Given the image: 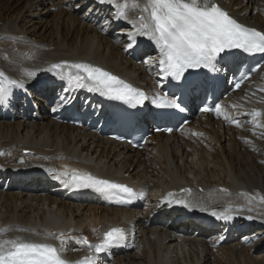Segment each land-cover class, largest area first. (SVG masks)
Segmentation results:
<instances>
[{
	"label": "bare ground",
	"instance_id": "obj_1",
	"mask_svg": "<svg viewBox=\"0 0 264 264\" xmlns=\"http://www.w3.org/2000/svg\"><path fill=\"white\" fill-rule=\"evenodd\" d=\"M215 2L240 23L264 31V0ZM138 14L132 10L129 19ZM106 19L111 23L102 31ZM131 30L112 19L111 5L97 0H0V71L15 79L21 67L36 72L25 81L27 91H16L7 107L0 106V229L62 233L61 255L72 261L94 253L84 239L94 245L116 226L125 240L99 256V264H264V66L220 102V115H195L186 125L190 130L154 135L141 150L58 122L75 97L101 105L96 93H65V82L48 71L52 64L88 63L145 89L151 101L163 95L156 48L137 37L143 56L133 60L126 50ZM62 95L71 101L53 111ZM33 107L39 122L30 120ZM254 111L260 113L255 121ZM65 172L126 183L143 193V208L110 209L93 198L91 205L67 202L61 188L40 176L65 184L62 176L54 178ZM178 200L197 206L188 209ZM226 207L233 209L227 222L210 214ZM17 237L60 248L59 240L29 232L9 231L0 240Z\"/></svg>",
	"mask_w": 264,
	"mask_h": 264
},
{
	"label": "snow or ice",
	"instance_id": "obj_2",
	"mask_svg": "<svg viewBox=\"0 0 264 264\" xmlns=\"http://www.w3.org/2000/svg\"><path fill=\"white\" fill-rule=\"evenodd\" d=\"M97 3L111 5L112 19L117 22L123 20L132 26L128 34L129 43L126 50L136 45L137 37H145L152 42L158 54L159 73L164 79L171 77L174 81H180L188 69L204 68L216 71L218 58L222 59L221 54L231 50H241L249 55L264 54V31L241 24L215 0H145L143 6L139 0H97ZM137 9L138 16L135 19H129L130 12ZM110 23L106 19L101 30L106 31ZM22 56L27 57V54ZM48 71L65 82L66 86L63 89L65 93L84 89L109 100L123 102L130 107L142 105L147 99L142 91L129 83L88 63L64 61L52 64ZM251 71H256V68ZM20 74L21 78L15 79L0 71V106L7 107L16 91H27L25 81L32 80L36 76L35 71L26 70L23 67L20 69ZM249 76L250 73H245L242 79H248ZM239 86L240 82L237 81L236 87L239 88ZM70 101V95H62L53 111ZM152 103L159 108L183 110L179 103L166 97L157 96L153 98ZM211 110L208 107L201 109L202 112ZM220 110L221 105L217 104L214 109L217 115H220ZM251 115L252 120L255 121L260 113L254 111ZM225 119L228 118L225 117ZM61 176L67 181L65 187L74 185L77 189H92L108 198L118 195V199L124 203L130 204L138 197L143 198L142 192L137 193L128 186L90 174L65 172L55 175L54 178L61 179ZM182 191L190 192L191 190L182 189ZM219 191L225 192L226 189ZM261 202L264 203V198ZM176 203L188 209L197 206L185 200H178ZM200 210L207 209L201 207ZM251 210V208L248 209V211ZM232 211L231 207H226L220 213L212 211L210 214L217 220L227 222L232 219ZM236 211H242V209H236ZM252 218L247 217V219ZM9 231L29 232L39 239L59 240L60 248L50 244L25 241L20 237L11 240L3 239L0 240V264H66L61 256L65 245V241L60 238L63 236L62 233L60 235L41 234L29 229L8 227L0 229V236H4ZM252 239H258V237ZM124 240L125 232L121 228H111L104 233L103 239L94 245L84 239L82 243L87 245L89 251L94 252L95 255L87 256L79 264H99L98 257L101 253L120 246Z\"/></svg>",
	"mask_w": 264,
	"mask_h": 264
},
{
	"label": "rangeland",
	"instance_id": "obj_3",
	"mask_svg": "<svg viewBox=\"0 0 264 264\" xmlns=\"http://www.w3.org/2000/svg\"><path fill=\"white\" fill-rule=\"evenodd\" d=\"M228 128H229V130L227 129V131L226 132H230L228 135H233V132H234V129H233V126H231V125H228ZM187 130H190V129H187ZM142 209V208H141ZM226 249H229L228 247L226 248ZM106 262H108V264H110L112 261H110V260H107Z\"/></svg>",
	"mask_w": 264,
	"mask_h": 264
}]
</instances>
